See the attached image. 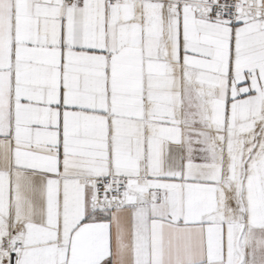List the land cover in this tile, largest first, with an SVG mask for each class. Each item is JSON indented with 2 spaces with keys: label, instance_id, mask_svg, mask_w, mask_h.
Here are the masks:
<instances>
[{
  "label": "snow or ice",
  "instance_id": "obj_1",
  "mask_svg": "<svg viewBox=\"0 0 264 264\" xmlns=\"http://www.w3.org/2000/svg\"><path fill=\"white\" fill-rule=\"evenodd\" d=\"M0 264H264V0H0Z\"/></svg>",
  "mask_w": 264,
  "mask_h": 264
}]
</instances>
